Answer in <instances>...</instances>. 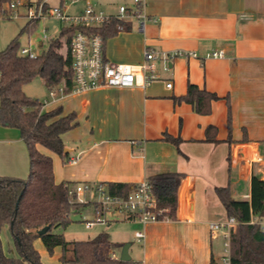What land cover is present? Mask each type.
Segmentation results:
<instances>
[{
	"label": "crops",
	"instance_id": "obj_1",
	"mask_svg": "<svg viewBox=\"0 0 264 264\" xmlns=\"http://www.w3.org/2000/svg\"><path fill=\"white\" fill-rule=\"evenodd\" d=\"M117 1L118 7H133V0L95 7L113 16ZM143 2V30L136 17L127 18L124 28L105 40L104 55L112 64L140 65L144 52L152 51L156 81L144 88L61 94L59 103L44 104L43 110L61 107L63 115L75 114L77 125L61 136L67 162L38 150L52 160L57 184L137 185L152 174H181L176 219L145 226L125 219L131 232L111 231L110 250L116 245L111 254L118 259L128 243L129 264H214L216 243L223 239L224 246L225 240L224 232L210 225L227 219L214 189L229 186L234 200L248 201L251 179L264 181V0ZM175 51L197 58H173ZM212 51L224 56L205 58ZM189 84L218 97L209 114H197L181 100ZM52 90L55 99L58 92ZM28 171L19 131L0 126V176L24 180ZM137 232L144 233L141 242ZM9 253L17 256L14 248Z\"/></svg>",
	"mask_w": 264,
	"mask_h": 264
},
{
	"label": "trees",
	"instance_id": "obj_2",
	"mask_svg": "<svg viewBox=\"0 0 264 264\" xmlns=\"http://www.w3.org/2000/svg\"><path fill=\"white\" fill-rule=\"evenodd\" d=\"M43 4L44 8L49 7L46 2ZM37 22L28 21L19 33L33 32L30 29ZM125 23L111 20L103 27L87 29V32L100 35L105 42L122 30ZM75 30L63 28L60 36L49 42L48 49L34 59L18 54L17 39L0 50V126L19 131L29 158L26 179L0 176V232L8 227L17 254L16 257L6 255L0 243V264H42L34 247L35 240H40L49 255L59 248L60 264H129L111 256V242L106 233L89 240L68 241L58 232L70 223L71 215L94 206L90 202H77L63 186L66 182L55 183L52 160L40 153L38 147L56 154L66 163L68 154L64 153L61 136L77 125L76 117L74 113L63 115L61 107L44 111L43 103L31 100L23 92L25 85L39 77L49 90L62 86L64 94L71 93L73 74L69 45ZM217 99L215 94L190 84L181 98L200 115L209 114L211 102ZM166 139L177 145V140L169 136ZM181 178L177 172H162L146 178L156 207L162 210V219H176ZM103 185L109 194L121 197L136 187L123 183ZM214 192L226 218H234L237 222L229 230L228 264H264V227L261 225L264 222V181L251 179L248 201L234 200L229 186L215 188ZM94 211L95 215L99 212ZM42 230L43 233H39Z\"/></svg>",
	"mask_w": 264,
	"mask_h": 264
},
{
	"label": "built area",
	"instance_id": "obj_3",
	"mask_svg": "<svg viewBox=\"0 0 264 264\" xmlns=\"http://www.w3.org/2000/svg\"><path fill=\"white\" fill-rule=\"evenodd\" d=\"M81 1L84 2V7L79 13L74 15L68 14V8L62 6L63 3L60 0L59 8L50 6L44 8L43 3H30L29 0H16L5 4L0 1V18L18 17L20 16L18 9L23 8L25 9L24 17L28 21H43L46 18L55 19L65 23L68 27L76 29L72 34L69 45L73 74L71 93H81L99 88H133L137 85L144 88L156 81L157 77L154 74L152 65V62L157 59L156 53L149 50L145 51L144 62L140 65L112 64L105 58L103 38L98 34L87 32V29L101 28L111 20L124 21L129 17H136L140 22V30H143L146 19L143 0H133L131 9L124 5L119 6L117 14L113 16L96 9L89 1L74 0V3ZM153 22H156V20L153 19ZM42 34V39H47L45 30H42ZM18 54L30 59H34L37 56L29 48L19 49ZM170 56L184 59L197 58L195 53L187 51H175ZM223 56L222 51H212L206 54L205 58L217 59ZM165 88L170 90L172 83L167 82ZM56 91L64 94L62 86L56 88ZM49 94L53 96L55 93L50 90ZM70 162L73 163L75 160H70ZM63 186L67 189L70 196H75L78 199L84 198L89 194L96 195V200L88 201L94 206L92 207L94 217L93 220L86 221V229H90L95 223H108L110 217L118 215L123 216L126 220L136 221L142 226L165 220L161 218L162 210L157 209L147 181L137 184L134 190L125 197L109 194L103 184L84 183L72 185L64 183ZM95 209L99 211L97 215H95ZM236 224L237 222L234 218H229L224 222L210 225L212 231L224 230V247L225 252L228 253V260L229 230ZM261 225L264 227V222ZM135 238L141 242L144 239V233H135ZM111 256L115 258L113 254Z\"/></svg>",
	"mask_w": 264,
	"mask_h": 264
},
{
	"label": "rangeland",
	"instance_id": "obj_4",
	"mask_svg": "<svg viewBox=\"0 0 264 264\" xmlns=\"http://www.w3.org/2000/svg\"><path fill=\"white\" fill-rule=\"evenodd\" d=\"M3 1V0H2ZM14 2L16 0H10ZM9 0L3 1V3H10ZM89 1L94 6L100 5L102 8L106 3L112 2L114 0H86ZM30 3H43L46 2L50 7H60L59 0H29ZM62 6H66L68 8V14L74 15L76 14L82 7H84V2H75L74 0H63ZM118 7L120 3L115 2ZM123 5V4H122ZM20 16L18 17H2L0 18V50L6 49L9 43L17 39L19 44L18 50L21 48H29L31 51L39 55L45 52L48 49L49 42L54 40L60 36L61 30L63 28L68 27L65 23H62L55 19H44L43 21H38L35 26L30 29L33 32L24 31L20 34V30L23 26L28 23V20L24 17L25 9H18ZM42 30H45V34L47 39H42ZM41 43V45H39ZM65 52V50H64ZM23 92L29 97L31 100H38L43 104H47L48 106L55 105L54 100L61 98V94L57 93L55 99L50 97V92L48 88L43 84V81L36 77L30 83L23 87ZM61 100H57L56 103H59ZM54 102V103H53ZM58 178V176H57ZM77 202H88L96 200V195H86L84 198L78 199L75 198ZM89 209V208H88ZM88 209L81 210L78 214L71 215L70 223L64 228L60 229L58 232L64 235V238L68 241H81L87 239H93L100 233H107L110 235L112 230L124 229L128 232H131V222L125 221L124 217L121 215L110 217L109 220L115 219L109 223H95L90 229L85 228L86 221L93 220L94 214L92 211ZM108 218V217H107ZM224 231V230H223ZM223 239H220L216 243V247L214 248L215 252V262L214 264H228V253L225 252V247L223 246ZM0 243L2 249L5 253H9L13 250L14 246L12 245V239L9 232H4L1 230L0 232ZM34 245L37 247L40 246L41 253V263L42 264H60L59 257L61 255V250L59 248L54 249L51 255L47 254L40 240H35ZM116 245L113 244L111 250H115ZM15 250V249H14ZM38 250V249H37ZM110 250V252H111ZM10 254V253H9ZM120 256V255H119ZM119 260V258H118Z\"/></svg>",
	"mask_w": 264,
	"mask_h": 264
},
{
	"label": "water",
	"instance_id": "obj_5",
	"mask_svg": "<svg viewBox=\"0 0 264 264\" xmlns=\"http://www.w3.org/2000/svg\"><path fill=\"white\" fill-rule=\"evenodd\" d=\"M64 153L67 154V150L64 149ZM44 230L40 231L39 233H43ZM128 248H129V244H125L123 247H122V250L120 252V256H119V260L121 262H129L130 261V257L128 255Z\"/></svg>",
	"mask_w": 264,
	"mask_h": 264
}]
</instances>
